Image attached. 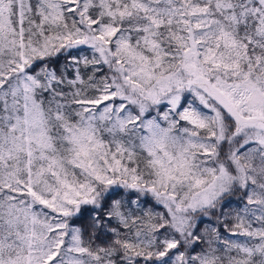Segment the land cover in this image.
<instances>
[{"label":"snow or ice","instance_id":"obj_1","mask_svg":"<svg viewBox=\"0 0 264 264\" xmlns=\"http://www.w3.org/2000/svg\"><path fill=\"white\" fill-rule=\"evenodd\" d=\"M0 264H264V0H0Z\"/></svg>","mask_w":264,"mask_h":264}]
</instances>
